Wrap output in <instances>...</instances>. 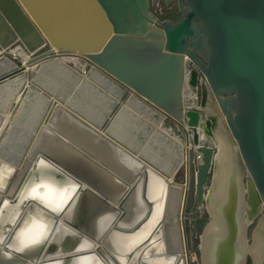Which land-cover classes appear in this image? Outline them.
<instances>
[{
    "label": "water",
    "instance_id": "water-1",
    "mask_svg": "<svg viewBox=\"0 0 264 264\" xmlns=\"http://www.w3.org/2000/svg\"><path fill=\"white\" fill-rule=\"evenodd\" d=\"M9 2L19 19H9L0 7L1 30L8 35V42L2 39L3 46L0 44V62L7 60L0 70V168L8 172L4 187L0 188V207L14 203V196L8 193L12 183L17 177L19 189L39 162L49 166L56 178L68 179L75 187L66 205L52 210L47 238L30 250L21 251L11 248L8 240L27 211L40 205L32 199L24 200L15 221L4 227L0 258L9 254L20 264H81L82 260L88 264H150L145 249L157 242L162 258L181 259L184 264V250L189 264L183 222L177 221L181 256L165 245V214L151 226L147 237L126 245L150 220L154 200L147 198L135 174L124 179L58 130L49 120L53 108L94 137V143L109 141L126 156L133 154L138 169L161 175L168 182L183 162L179 165L181 145L146 119H169L180 127L186 142L188 130L191 131L198 152L194 174L198 206L204 204L205 193L213 184L220 143H224L229 175L236 180V186L227 199L230 205L223 216L227 231L215 253L214 264H233L237 210L244 220L241 233L245 245H252L260 233L264 239V0H177L157 15L158 22L153 27L148 15L149 0H72V5H64L61 0ZM177 13L179 19L171 20ZM39 30L48 41L40 35L38 42H31L32 34ZM17 42L34 53V60H40L33 70L27 71L10 54L9 47ZM52 47L60 54L79 51L90 66L85 77L69 73L70 69L52 59ZM184 55L197 66L190 76L193 91H197L198 70L205 81L199 84L198 107L182 113ZM53 70H65L70 79L55 89L42 86L43 74ZM83 86L103 96L98 117L91 116L82 103L73 104ZM134 101L150 108L152 116L140 114L142 108L135 107ZM12 102L15 107L4 122ZM123 119L139 126L136 137L131 130L118 129ZM42 129L55 135L83 164L112 179L118 190L100 187L95 179L76 173L41 150L29 155ZM142 133L148 134V140L157 136L170 151L154 157L146 151ZM24 165L26 168L18 175ZM188 180L187 170L181 217ZM134 194L136 201H141V210L136 204L135 215L128 222ZM206 213L208 220L199 241L209 221ZM199 253L201 262L200 249ZM248 257L253 264L247 252L242 264ZM260 264H264V259Z\"/></svg>",
    "mask_w": 264,
    "mask_h": 264
},
{
    "label": "bare ground",
    "instance_id": "bare-ground-1",
    "mask_svg": "<svg viewBox=\"0 0 264 264\" xmlns=\"http://www.w3.org/2000/svg\"><path fill=\"white\" fill-rule=\"evenodd\" d=\"M61 1L64 3V5H72V0ZM0 7L9 19H19L16 10L11 7L9 0H0ZM84 12L87 13V11ZM0 35V44H2V39L6 40L5 42H8V35L6 34V36L1 30V23ZM2 35H4L5 38H3ZM40 35L46 41H48L44 33L40 30L39 32L35 31L34 34H32L30 41L38 42ZM49 37L51 38L52 36ZM51 39L55 40L54 38ZM15 45L16 44L9 47L8 50L10 51V54L15 58L17 56L21 57V62L27 71L33 70L40 60H34L32 56L34 53L28 50L22 44L17 46ZM25 45L29 47L27 43ZM1 46H3V44ZM52 49L53 53H51L50 56L52 59L59 61L64 65L65 68L70 69L69 73L74 72L78 73L81 77H85V73H80L68 64V62L79 63L81 65L86 63V61L81 57V54H79V51L76 52L73 50V52H63L60 54L56 53L57 49L55 47H52ZM6 62L7 60L0 62V70L3 68ZM57 72L61 74L59 81L63 79L65 82H68L70 79L69 73L65 72V70H63V72ZM91 74L95 78L98 77L96 72H92ZM99 96L103 101V96L101 94ZM184 99L185 101L189 100L187 96ZM102 101L92 107H85L91 116L98 117L97 115L99 114V108H101L103 103ZM134 105L139 109L142 108L143 113L140 114L144 116H152L151 114L153 112L150 108L141 106L138 101L136 103L134 101ZM8 116L9 113H5L3 118L4 122L7 121ZM49 120L58 128V130L72 137L76 142L88 149L93 155H95L96 158L101 160L106 166L111 168L115 173L122 176L124 179L128 180L133 174H135L140 185L145 188L147 198L154 200L152 216L150 220L136 236L131 237L126 241V245L130 246L133 243L147 237L151 226L160 220L165 214L166 221L164 222L163 228L165 245L169 250H177V252H179L177 254L180 255L181 245L179 241V230L177 227L178 210L180 205V188L173 185L171 180H169V183L168 180H166L163 176L162 178L159 177L161 176L159 174V176H157L150 171L143 172L142 170L138 169L137 164L132 160L133 154H131L132 156H126L122 149L119 148L115 150L114 146L111 145L109 141L105 142L98 140L97 143H94V137H91L89 133L85 132L83 129H79L77 125L71 121L70 117L66 114H63L58 108L51 109L49 112ZM148 120L149 119H146V121L155 128L161 130L181 145L182 156L180 157L179 161L180 165L185 158V149H187L189 145H186L184 148L182 140L174 135L170 128L163 126L161 117L156 120L152 117L151 120ZM199 134L201 140L206 138L201 131ZM38 150H41L52 156L57 161L66 165L76 173L82 175L86 174L89 178L95 179L99 186L104 189L115 192L119 188L112 179L108 178L104 174H101L98 170L94 169V167L83 164L60 140L57 139L55 135L46 129H42L33 142L29 155L33 156ZM150 153L152 155L156 154L152 152ZM226 156L227 149L225 148V144L220 143L219 158L217 160L213 184L204 196L205 202L203 205L205 207V211L209 213V221L205 226L204 232L202 233L199 241V249L202 253V264H214L215 253L222 245L224 235L227 231V226L223 216L224 212L228 208L229 203L227 202V199L229 200L231 197V189H234L236 186V180L231 178L229 175L230 171ZM25 168L26 165H24V168L18 175H21ZM7 177V170L0 168V188L4 187ZM17 182L18 179L16 177L8 191L9 194L14 196V203L2 204L0 207V239L2 237L4 227L7 224L13 223L17 218L20 212L19 206L21 203L27 199L35 200L40 205H36V209H29L27 211L18 228L14 231L7 243L11 248L26 251L34 248L47 238L51 228L52 210L61 209L66 205L75 186L73 182L68 179L56 178L51 168L40 162L36 164L32 172H29L19 189H17ZM136 204L139 206L141 201L138 199L136 201V194H134L132 197V204L130 208H128V222H130L132 217H134L133 215H135V211H133V209L136 207ZM139 208L141 210L140 206ZM235 222L237 233L235 239L233 264H242V258L246 252L251 255L253 264H260L264 259L263 234L260 233L252 245L246 246L243 234L241 233L244 220L241 218L238 210L235 213ZM263 227L264 226L262 224V232L264 229ZM145 250V253H149L148 260L150 264H183L181 259L171 260L162 258V256L159 254L160 246L157 242L151 244ZM0 264L20 263L15 262L12 256L6 254L1 256ZM81 264H88V261L82 260Z\"/></svg>",
    "mask_w": 264,
    "mask_h": 264
},
{
    "label": "rangeland",
    "instance_id": "rangeland-1",
    "mask_svg": "<svg viewBox=\"0 0 264 264\" xmlns=\"http://www.w3.org/2000/svg\"><path fill=\"white\" fill-rule=\"evenodd\" d=\"M163 6H170L171 3H173V0H161ZM17 45H20V43H15ZM22 47V46H21ZM46 48L42 49L45 50ZM17 60L22 61L21 57H16ZM71 67L79 71L81 68V64L79 63H68ZM89 65L86 66V71L89 69ZM92 75V74H91ZM61 74H59L57 71H52L51 73L43 74V79L41 80V85L50 87L54 89L57 85L63 84L65 80L61 79L59 81ZM100 96L90 92L88 90L87 86H83L77 93L76 97L73 98L75 101L73 104L76 102L82 103L83 107H92L95 104L99 103L102 101ZM0 99H1V94H0ZM15 103L12 102L10 106L7 109L6 113H11L12 110L14 109ZM132 125V126H131ZM173 123L169 119H165L163 121V126L164 127H169L172 126ZM119 130H131L132 136H137V133L139 131V126H134L129 122L127 119H123L122 121L120 120V124L117 126ZM175 129V128H174ZM178 133H181L183 136V133L180 131ZM177 133V134H178ZM142 142L147 143L146 146V151L156 153L154 157L160 156L162 153L166 151H170V148H167L161 143V141L158 140L157 136H153L150 140H148V134L142 133ZM190 160H189V167L187 169L185 164H181L180 168L176 172L175 176L171 179V182L173 185L178 186L181 188V196H180V205H179V211H178V222L181 224L183 222L184 225V230H185V235H186V243H187V248H188V262L189 264H201L200 262V253H199V236L202 231V228L204 227L205 223L208 220V215L205 211V207L202 204L201 206L197 205L196 202V194H195V164L192 163V156L193 152L190 150ZM188 170V185H187V194H186V202L183 210V215L181 217V202L183 198V191L185 189V178H186V173ZM207 187V184H206ZM199 220H204L203 223L200 222L201 227H199ZM181 233V231H180ZM183 248V247H182ZM182 256L184 259V264H186L185 260V252L182 250ZM247 264H251V260L248 257V260L246 262Z\"/></svg>",
    "mask_w": 264,
    "mask_h": 264
},
{
    "label": "built area",
    "instance_id": "built-area-1",
    "mask_svg": "<svg viewBox=\"0 0 264 264\" xmlns=\"http://www.w3.org/2000/svg\"><path fill=\"white\" fill-rule=\"evenodd\" d=\"M165 11V7L162 4L161 0H149V4H148V15L150 17V26H155V24L158 22V18L157 15L164 12ZM68 63H73V62H68ZM186 63H188L189 65H186ZM89 65L88 63H85L84 65H81V68L79 69L80 73H86V66ZM192 68H196L197 66L195 65V63L191 60L190 57H188L187 55H184V70H183V84H182V98H183V106H182V113H185L187 111V109L190 108H196L198 107V89H199V84L202 81H205V77L203 75V73L198 70V82H197V91L194 92L193 91V86L190 84V76H191V70ZM188 97L189 100L185 101V97ZM183 122V120H181ZM167 128H170L173 132L174 135H176L177 137H179L182 140V143L184 145V148L186 145H189L187 147L186 152L185 153V158L183 160V164L186 165L188 164L189 167V160H190V150H192L193 152V156H192V163L195 164V168H196V162H197V158H198V152L195 150L196 146L193 145L192 143V132L188 130V140L186 142L184 135L182 136L181 133H178L181 131L180 127L177 124H174L172 126H169ZM175 128V129H174ZM182 132V131H181ZM178 133V134H177ZM183 133V132H182Z\"/></svg>",
    "mask_w": 264,
    "mask_h": 264
},
{
    "label": "flooded vegetation",
    "instance_id": "flooded-vegetation-1",
    "mask_svg": "<svg viewBox=\"0 0 264 264\" xmlns=\"http://www.w3.org/2000/svg\"><path fill=\"white\" fill-rule=\"evenodd\" d=\"M177 3V0H173V3H171V5L170 6H164L165 7V10H167V9H169L170 7H172L173 5H175ZM175 15H180L179 13H177V14H175ZM175 15H173V16H175ZM172 16V17H173ZM172 17H171V20H173L172 19ZM174 21V20H173ZM199 94H200V89H198V96H199ZM260 214H261V211L258 213V215L255 217V219H254V221H253V223H252V225H250V227H249V229H248V236L250 235V231L252 230V228L257 224V221H258V218H259V216H260ZM247 264V263H246Z\"/></svg>",
    "mask_w": 264,
    "mask_h": 264
},
{
    "label": "trees",
    "instance_id": "trees-1",
    "mask_svg": "<svg viewBox=\"0 0 264 264\" xmlns=\"http://www.w3.org/2000/svg\"><path fill=\"white\" fill-rule=\"evenodd\" d=\"M179 17H180V15H175L172 17V19L175 21V20L179 19ZM200 222L203 223L204 220H199V227H201Z\"/></svg>",
    "mask_w": 264,
    "mask_h": 264
}]
</instances>
